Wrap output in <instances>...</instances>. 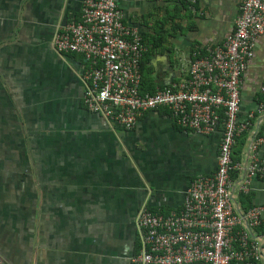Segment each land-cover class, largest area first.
<instances>
[{"label": "crops", "instance_id": "obj_1", "mask_svg": "<svg viewBox=\"0 0 264 264\" xmlns=\"http://www.w3.org/2000/svg\"><path fill=\"white\" fill-rule=\"evenodd\" d=\"M83 2L0 0L4 264H134L141 241L130 228L140 209H180L192 181L218 168L221 124L208 135L185 130L161 107L126 130L90 111L87 61L54 43L66 25L80 20ZM118 3L126 24L146 42L143 87L154 92L187 78L197 55L233 35L242 0ZM263 87L264 35L242 80L239 119L253 114L243 150L239 142L234 149L243 166L264 155ZM256 205H264V172L236 197L244 213ZM263 231L264 225L256 233L264 243Z\"/></svg>", "mask_w": 264, "mask_h": 264}, {"label": "built area", "instance_id": "obj_2", "mask_svg": "<svg viewBox=\"0 0 264 264\" xmlns=\"http://www.w3.org/2000/svg\"><path fill=\"white\" fill-rule=\"evenodd\" d=\"M262 35L264 0H242L235 32L223 45L197 55L179 83L144 93L141 61L147 46L126 24L118 0H84L80 20L55 36L59 51L88 63L85 100L91 112L126 130L161 107L172 110L185 130L208 135L223 126L217 170L192 181L181 208L167 214L140 209L141 247L134 264H264V243L256 233L264 225V205L245 213L236 206L237 194L248 193L251 179L264 172V155L245 166L234 161L237 140L253 118L239 119L242 80ZM259 113L264 115V103Z\"/></svg>", "mask_w": 264, "mask_h": 264}, {"label": "trees", "instance_id": "obj_3", "mask_svg": "<svg viewBox=\"0 0 264 264\" xmlns=\"http://www.w3.org/2000/svg\"><path fill=\"white\" fill-rule=\"evenodd\" d=\"M143 41H144V39H143ZM144 44L146 45V42L144 41ZM147 46V45H146ZM144 57H145V54H144ZM84 59V58H83ZM143 68H144V58L142 59V61H141V74H142V78H143V83L145 84V82H144V73H143ZM142 83V84H143ZM142 92L144 93V92H146L145 90H144V87L142 86ZM260 101H261V103H264V93H262V95H261V99H260ZM244 135V134H243ZM243 135L241 136V137H239L238 138V142L241 144L240 146H239V151H242L243 150V148H244V145H245V143H246V137H243ZM237 156V157H236ZM234 161L235 162H239L240 161V156L238 155V154H236V150H235V154H234ZM235 178H237V176H236V174H235ZM248 199H250V197H247ZM248 199H245V200H243L242 202H243V204H246L247 202H248ZM261 231H262V228H261ZM264 232V231H263ZM264 234V233H263ZM139 250H140V248L138 249V252L137 253H139Z\"/></svg>", "mask_w": 264, "mask_h": 264}, {"label": "flooded vegetation", "instance_id": "obj_4", "mask_svg": "<svg viewBox=\"0 0 264 264\" xmlns=\"http://www.w3.org/2000/svg\"><path fill=\"white\" fill-rule=\"evenodd\" d=\"M135 221H136V219H135ZM130 229H132V232H136V230H137V228H136V224H135V226L133 225V227L130 228ZM136 254H137V253H134L133 257H134ZM133 257H132V259H133Z\"/></svg>", "mask_w": 264, "mask_h": 264}, {"label": "clouds", "instance_id": "obj_5", "mask_svg": "<svg viewBox=\"0 0 264 264\" xmlns=\"http://www.w3.org/2000/svg\"><path fill=\"white\" fill-rule=\"evenodd\" d=\"M197 57V56H196ZM261 229V228H260Z\"/></svg>", "mask_w": 264, "mask_h": 264}]
</instances>
